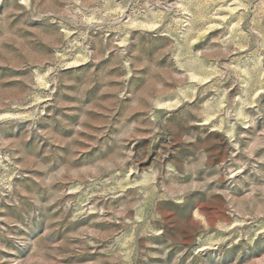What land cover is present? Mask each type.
I'll use <instances>...</instances> for the list:
<instances>
[{
	"label": "rangeland",
	"instance_id": "rangeland-1",
	"mask_svg": "<svg viewBox=\"0 0 264 264\" xmlns=\"http://www.w3.org/2000/svg\"><path fill=\"white\" fill-rule=\"evenodd\" d=\"M0 264H264V0H0Z\"/></svg>",
	"mask_w": 264,
	"mask_h": 264
},
{
	"label": "clouds",
	"instance_id": "clouds-1",
	"mask_svg": "<svg viewBox=\"0 0 264 264\" xmlns=\"http://www.w3.org/2000/svg\"><path fill=\"white\" fill-rule=\"evenodd\" d=\"M185 140L189 139L188 137H184ZM127 159H131V153L127 154ZM207 159V157H203L202 158V162H201V167L204 164V161ZM125 160H120L118 161L119 165L121 167H123V165L125 164ZM168 175H171V173H168ZM196 187H198L196 184H193L190 186V190L195 189ZM157 189L153 188L151 190V195L153 197L154 200L157 201H164V200H175L176 203H182V198H183V193L179 194V198H177L176 195H173L172 193L169 192V190L167 188H164L163 185L160 186V190H159V195H157ZM154 218H159V214H157V216H155ZM174 220H176V223L179 224L180 222V218L179 217H174Z\"/></svg>",
	"mask_w": 264,
	"mask_h": 264
}]
</instances>
